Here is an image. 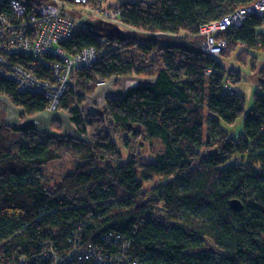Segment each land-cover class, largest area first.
Wrapping results in <instances>:
<instances>
[{
	"label": "trees",
	"instance_id": "trees-1",
	"mask_svg": "<svg viewBox=\"0 0 264 264\" xmlns=\"http://www.w3.org/2000/svg\"><path fill=\"white\" fill-rule=\"evenodd\" d=\"M254 1L116 0L108 6L120 8L122 23L143 32L78 26L64 48L94 46L98 56L71 75L57 110L86 140L24 123L49 99L0 77V95L23 110L21 125L0 123V264H96L79 260V249L104 264H125L111 262L119 254L137 264H264V68L246 111L245 97L227 86L240 72L222 61L238 48L243 63L264 50V18L248 14L217 33L227 40L218 56L202 50L200 35L204 23ZM135 51L146 57L125 56ZM147 65L155 71L144 76ZM124 76L138 83L107 96L101 112L82 109L98 83ZM239 118L244 132L234 136L222 124ZM154 138L164 150L149 161L140 146ZM65 144L79 149L78 163L54 183L34 178Z\"/></svg>",
	"mask_w": 264,
	"mask_h": 264
},
{
	"label": "built area",
	"instance_id": "built-area-1",
	"mask_svg": "<svg viewBox=\"0 0 264 264\" xmlns=\"http://www.w3.org/2000/svg\"><path fill=\"white\" fill-rule=\"evenodd\" d=\"M29 7L32 0H0V77L15 82L22 92L43 93L49 99L47 111H56L65 93L71 75L90 66L97 58L94 46L69 53L63 43L70 39L80 22L74 13L79 5H88V11L97 16L98 21L118 25L121 10L118 7L94 6L89 0H39ZM264 18V0H256L251 5L235 9L221 18L204 23L200 35L204 37L202 50L218 56L226 47L227 40L217 33L230 26H240L248 14ZM88 19H83V21ZM82 21V23H83ZM86 21V22H87ZM232 80L228 79L227 86ZM117 239L120 235L115 236ZM79 260H95L104 264L102 257L90 249H79ZM137 264L125 254L114 255L112 263ZM55 257L52 264H59Z\"/></svg>",
	"mask_w": 264,
	"mask_h": 264
},
{
	"label": "rangeland",
	"instance_id": "rangeland-1",
	"mask_svg": "<svg viewBox=\"0 0 264 264\" xmlns=\"http://www.w3.org/2000/svg\"><path fill=\"white\" fill-rule=\"evenodd\" d=\"M116 0H107L104 7H111L108 6L110 3H115ZM89 4V3H88ZM74 9H69L70 12L74 13L76 16V19L78 20V23L80 22V26L83 23H86V21H83V19H88L90 23H96L98 21L97 16L91 14L88 11V5H79L73 7ZM227 10H231L230 4L228 6L222 7L221 9H217L216 11H221L220 13H223ZM216 12V13H217ZM83 21V23H82ZM118 25L127 32H143L141 30L135 29L134 27L126 26L122 22H117ZM241 48H238L236 51H234L230 57L223 59V64L226 67V71L228 72L229 68H235L240 73L241 80L238 81L235 84L234 79H237L236 75H231L230 79L232 80L231 86L238 90L244 97L246 102V111H249L253 105V94L258 89V82L261 77L260 70L264 68V50L263 49H254V57L253 59L250 58L248 62L243 63L242 60H240V57L237 56V54L240 52ZM125 56H131L134 58H143L146 57V55L140 54V52H130L126 53ZM152 71H155V68L153 65L146 66L145 67V74L144 76H147V73H150ZM225 74H227L225 72ZM143 76V77H144ZM134 79H138L135 76ZM132 79L131 77L127 78H119L118 81H114L112 78L107 80L106 82H100L96 85V90L93 94L88 95L86 97V100L81 105L82 109L84 111H103L104 110V102L105 98L103 95V92L99 93L98 89L104 85V83L120 88L119 91L123 90L122 88L125 86V84L128 82V80ZM140 80H148L147 78L139 77ZM137 82L130 83L131 86H134ZM105 84V85H106ZM97 91V92H96ZM118 91V92H119ZM89 97V98H88ZM23 112L22 109L14 106L9 99L4 96L0 95V123L6 122L13 125H21L23 122L20 119L21 113ZM24 123H35L38 127L43 128L47 130L50 133L57 134V135H64L67 137H75L79 139L86 140L87 136L82 135L78 132L77 128L71 123L69 115L62 111V110H56V111H46L45 113L38 114L33 117H27ZM58 123L61 125V131L56 130L53 126ZM243 118H239L235 125L230 126L226 123H223V127L232 133L234 136H238L241 133L244 132L243 128ZM151 140H143L144 144L142 143L140 146V151L147 157V160L152 161L154 160L155 156L157 154H160L164 150V144L160 139L154 138ZM122 151L124 153L125 159H127V153L122 148ZM59 152L61 154V158L59 160L53 161L50 164L46 165L40 172L35 173L33 175L34 178L40 179L43 183H54L55 181L59 180L63 175H65L67 172H69L75 164L78 163L80 159V151L77 148H73L70 144H65L59 147ZM145 161L141 160L137 162V168L139 171H141L144 168ZM145 186H151L156 183L155 179H151L148 181H145Z\"/></svg>",
	"mask_w": 264,
	"mask_h": 264
},
{
	"label": "crops",
	"instance_id": "crops-1",
	"mask_svg": "<svg viewBox=\"0 0 264 264\" xmlns=\"http://www.w3.org/2000/svg\"><path fill=\"white\" fill-rule=\"evenodd\" d=\"M119 78H127V77H113L112 79L114 81H118ZM132 79L128 80V82L125 84V86L122 88L123 90L119 91L120 88L108 85L106 83H104V85H102L99 89L98 92L101 93L103 92L104 97L107 96H119V95H123L125 93V91L131 86L130 83L137 82L138 79H134V77L131 76ZM106 84V85H105ZM119 91V92H118ZM97 92V91H96ZM89 98V97H88ZM47 111V110H46ZM46 111L42 112L45 113ZM40 113V114H42Z\"/></svg>",
	"mask_w": 264,
	"mask_h": 264
},
{
	"label": "water",
	"instance_id": "water-1",
	"mask_svg": "<svg viewBox=\"0 0 264 264\" xmlns=\"http://www.w3.org/2000/svg\"><path fill=\"white\" fill-rule=\"evenodd\" d=\"M99 22H102V21H99ZM104 23H105V22H104ZM86 24L88 25V24H92V23H90L89 21H87ZM94 24L97 25V22L94 23ZM107 24H110V23H107ZM111 26H112V29H110V30H112L113 32H117V31L120 30V28L118 27V25L111 24ZM98 28H99V27H98ZM100 29H101V28H100ZM120 96H122V95H119V96H113V97H120ZM231 207H232L234 210H236V211H240L241 209H243V203H242V201L239 200V199H233V200L231 201Z\"/></svg>",
	"mask_w": 264,
	"mask_h": 264
},
{
	"label": "flooded vegetation",
	"instance_id": "flooded-vegetation-1",
	"mask_svg": "<svg viewBox=\"0 0 264 264\" xmlns=\"http://www.w3.org/2000/svg\"><path fill=\"white\" fill-rule=\"evenodd\" d=\"M96 26L101 28V30H106V31L112 29L111 24H107V23H104V22H97Z\"/></svg>",
	"mask_w": 264,
	"mask_h": 264
}]
</instances>
